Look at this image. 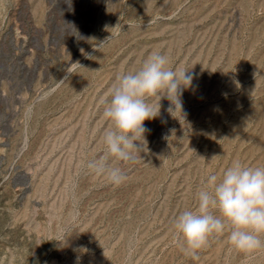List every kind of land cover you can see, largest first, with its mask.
<instances>
[{
  "label": "rangeland",
  "instance_id": "obj_1",
  "mask_svg": "<svg viewBox=\"0 0 264 264\" xmlns=\"http://www.w3.org/2000/svg\"><path fill=\"white\" fill-rule=\"evenodd\" d=\"M153 51L191 87L115 186L87 168L102 102ZM236 160L264 166V0H0V264H264L228 229L193 260L171 227Z\"/></svg>",
  "mask_w": 264,
  "mask_h": 264
},
{
  "label": "clouds",
  "instance_id": "obj_2",
  "mask_svg": "<svg viewBox=\"0 0 264 264\" xmlns=\"http://www.w3.org/2000/svg\"><path fill=\"white\" fill-rule=\"evenodd\" d=\"M169 64L165 54L153 51L139 69L117 75L102 102V117L108 122L102 133L106 154L88 162L93 174L115 186L124 183L126 174L115 162H136L147 143L145 121L160 115V101L170 102V114L177 109L182 113L181 96L191 87L192 76ZM195 199V208L180 211L171 225L184 255L199 260L210 237L226 229L235 250L246 255L264 250V166L233 161L219 176L208 175Z\"/></svg>",
  "mask_w": 264,
  "mask_h": 264
}]
</instances>
